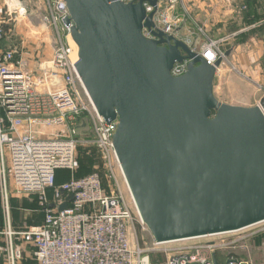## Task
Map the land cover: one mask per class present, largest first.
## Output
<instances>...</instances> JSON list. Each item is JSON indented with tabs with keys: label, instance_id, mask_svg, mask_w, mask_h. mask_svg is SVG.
Wrapping results in <instances>:
<instances>
[{
	"label": "built area",
	"instance_id": "obj_1",
	"mask_svg": "<svg viewBox=\"0 0 264 264\" xmlns=\"http://www.w3.org/2000/svg\"><path fill=\"white\" fill-rule=\"evenodd\" d=\"M149 1L142 3L153 23L151 31L142 28L145 39L157 40L152 32H161L183 41L211 66L223 60L224 40L206 35L186 0H157L155 6ZM27 7L23 0H4L0 7V45L17 24L26 31L22 55L0 49V264H22L25 259L35 264H252L236 255L264 234V222L236 232L154 241L119 185L118 177L124 178L113 147L118 121L98 115L76 71L77 47L70 35L72 24L64 23L69 19L64 0H43L44 15L36 13L31 19ZM181 32L192 40L180 38ZM35 38L50 43L52 50L47 60L33 66L40 54L32 47ZM187 65L176 63L171 76L184 75ZM80 148L98 156L104 176H74ZM62 171L70 178L57 184ZM13 196L37 199L41 223L14 227ZM64 204L66 209L59 210ZM135 223L146 235L136 243ZM153 255L162 259L152 261Z\"/></svg>",
	"mask_w": 264,
	"mask_h": 264
},
{
	"label": "water",
	"instance_id": "obj_2",
	"mask_svg": "<svg viewBox=\"0 0 264 264\" xmlns=\"http://www.w3.org/2000/svg\"><path fill=\"white\" fill-rule=\"evenodd\" d=\"M64 2L76 71L98 115L118 121L115 154L154 241L264 222V97L251 108L218 101L213 87L221 59L211 66L161 32L145 39L142 28L151 31L153 23L143 0ZM184 61L186 73L172 77Z\"/></svg>",
	"mask_w": 264,
	"mask_h": 264
},
{
	"label": "rangeland",
	"instance_id": "obj_3",
	"mask_svg": "<svg viewBox=\"0 0 264 264\" xmlns=\"http://www.w3.org/2000/svg\"><path fill=\"white\" fill-rule=\"evenodd\" d=\"M23 1H25L29 7L27 8L30 12V19L32 16L36 15V13L39 16L44 15L45 10L43 9V0ZM3 2L4 0H0L1 8H3ZM253 4L255 7H253ZM220 11L223 14H226V16H228L230 19H228V21H224L227 18L224 17L223 20L218 23L211 21L206 23L203 29L205 30L206 35L211 39L224 40V43L221 45L220 49L225 53L227 48L230 46L245 42L246 36L248 34L247 31H245V28L248 25L247 23H250V25L252 24V22L249 20L252 16L264 22L263 0H251L249 3H245L244 0H238L237 2H231L227 8H220ZM25 39L26 31L23 24H17L13 35L9 36L8 39L2 42L0 49H13L17 51V56L20 54L22 55L24 53L23 46L24 42H26ZM32 47L40 50L38 59L31 63L33 66L38 65L40 62L47 60L51 56L52 46L48 42L41 43L40 41H36L35 38L33 40ZM255 64H257V70H254ZM213 94L218 101L231 106L245 108L259 106L260 100L264 96V55H252L246 51L240 50L236 54L229 53L228 56H224L219 68V72L215 77ZM78 152H81L80 149ZM82 158L85 167H87V169L89 168V173L99 172L102 176H104L105 172L104 170L98 168L97 161H91V159H88L86 156L84 157V154H82ZM118 181L126 201L132 206L133 200L121 176L118 177ZM104 185H106V182ZM32 199L34 201V198ZM32 199L29 201L31 202ZM29 212V214L20 213V216L22 217H30L31 221L26 220L25 222L23 220H17L15 224L19 226V228H26L30 226L31 223H37L40 221V219H38L40 218L38 216L39 214L36 213L35 209H30ZM33 219H37V222H34ZM139 230L140 229H138V225L135 223L136 236L133 233V241L135 243L137 237H143L146 239V235H144L142 232H140V235ZM172 246L174 245H170V247ZM238 255L247 258L249 257V251H241V253H238Z\"/></svg>",
	"mask_w": 264,
	"mask_h": 264
},
{
	"label": "crops",
	"instance_id": "obj_4",
	"mask_svg": "<svg viewBox=\"0 0 264 264\" xmlns=\"http://www.w3.org/2000/svg\"><path fill=\"white\" fill-rule=\"evenodd\" d=\"M186 1L189 9L192 12L193 17L197 20L198 24L203 28L205 27L206 23H209L211 21L218 23L221 22L224 17H227L224 21H228V19L230 18L226 16V14H223L220 11V8L223 7L227 8L231 2L232 3L237 2L238 0H186ZM250 1L251 0H244L245 3H249ZM253 7H255L254 4ZM249 20L252 22V24L250 25V23H247L248 25L245 28V31H247L248 33L245 42L237 43L233 46H230L229 48H227L226 52L236 54L240 50H243L252 55L253 54L264 55V22L262 20H258V18L256 17L254 18V16H252ZM179 37L183 38L184 40H189V41L192 40V37L189 35L188 32H183V33L181 32ZM254 70H257V64H255ZM13 199H16L17 201L24 200L25 202H28L27 199L21 197L13 196L11 200ZM21 213L29 214L30 212L29 210L22 209ZM17 220H21V221L23 220L26 222V220L30 221V217L28 216L17 217L15 216V213L12 212V224L14 227L19 228V226L15 224ZM0 224H1V220H0ZM32 224L33 223H31V225ZM246 250L249 251V257L245 259H248L250 262H252V264H264V234L251 239L247 243ZM236 256L239 258H244L243 256L240 255H236ZM22 264H35V263L30 259H25V261ZM220 264H224L223 261H220Z\"/></svg>",
	"mask_w": 264,
	"mask_h": 264
},
{
	"label": "trees",
	"instance_id": "obj_5",
	"mask_svg": "<svg viewBox=\"0 0 264 264\" xmlns=\"http://www.w3.org/2000/svg\"><path fill=\"white\" fill-rule=\"evenodd\" d=\"M255 18V17H254ZM79 151V150H78ZM80 151L79 152V156H80V159H79V163H80V167H79V170L75 173L74 176L76 177H82V176H85L87 174H89V168L87 169V167H85V164L83 163V158H82V154H84V157L86 156L88 159H91L92 160H95L97 161V164H98V156L93 152V151H88V150H83L80 148ZM68 178H70V173H66V172H58L57 175H56V181H57V184L67 180ZM33 201V200H32ZM30 202L28 200V202H25L24 200H20V201H17V200H10V207H11V212H14L15 213V216H20L21 214V210H30V209H35L36 213H38L39 217L38 219H40V221H36L37 219H33L34 222H37V223H33L32 225H38L41 223L42 219H43V214L40 210V208L37 206L36 204V201L34 200L33 202ZM31 203V204H30ZM30 221H31V218H30ZM1 225V224H0ZM156 258H160L162 259L161 256H156V255H153L152 257V261H154V259Z\"/></svg>",
	"mask_w": 264,
	"mask_h": 264
}]
</instances>
